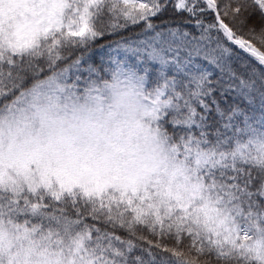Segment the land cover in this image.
I'll return each instance as SVG.
<instances>
[{"label":"snow or ice","instance_id":"1","mask_svg":"<svg viewBox=\"0 0 264 264\" xmlns=\"http://www.w3.org/2000/svg\"><path fill=\"white\" fill-rule=\"evenodd\" d=\"M0 264H264V0H0Z\"/></svg>","mask_w":264,"mask_h":264}]
</instances>
